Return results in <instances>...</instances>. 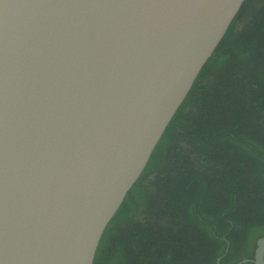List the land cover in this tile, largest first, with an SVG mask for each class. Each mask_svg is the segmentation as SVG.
<instances>
[{
  "label": "water",
  "instance_id": "obj_1",
  "mask_svg": "<svg viewBox=\"0 0 264 264\" xmlns=\"http://www.w3.org/2000/svg\"><path fill=\"white\" fill-rule=\"evenodd\" d=\"M243 1L0 0V264H93Z\"/></svg>",
  "mask_w": 264,
  "mask_h": 264
},
{
  "label": "trees",
  "instance_id": "obj_2",
  "mask_svg": "<svg viewBox=\"0 0 264 264\" xmlns=\"http://www.w3.org/2000/svg\"><path fill=\"white\" fill-rule=\"evenodd\" d=\"M261 235L264 0H244L106 225L93 264H235L253 257Z\"/></svg>",
  "mask_w": 264,
  "mask_h": 264
}]
</instances>
